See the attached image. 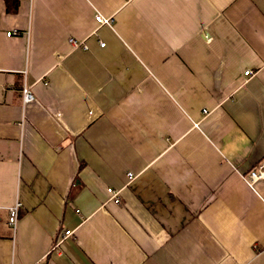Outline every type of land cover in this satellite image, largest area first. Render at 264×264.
I'll return each instance as SVG.
<instances>
[{
	"label": "crops",
	"instance_id": "obj_1",
	"mask_svg": "<svg viewBox=\"0 0 264 264\" xmlns=\"http://www.w3.org/2000/svg\"><path fill=\"white\" fill-rule=\"evenodd\" d=\"M6 1L0 264H264V0Z\"/></svg>",
	"mask_w": 264,
	"mask_h": 264
},
{
	"label": "built area",
	"instance_id": "obj_2",
	"mask_svg": "<svg viewBox=\"0 0 264 264\" xmlns=\"http://www.w3.org/2000/svg\"><path fill=\"white\" fill-rule=\"evenodd\" d=\"M96 20L100 24H109L111 22L110 19H104L102 16H96ZM13 34H17L16 31L9 32L7 35L11 36ZM106 43L100 42V46L104 47ZM69 45L71 46L72 49H78V48H83V49H88L86 44L84 42H79L73 38L69 39ZM254 75V71L252 69H248L245 71L244 76H252ZM23 94V99L25 103H29L30 101L33 100V96L31 93V88L29 86H25L22 90ZM129 179H133V176L130 174ZM245 181L251 186H255V184L259 181L264 182V165L260 166L258 170H253L250 171L246 176H245ZM107 192L110 194V197L112 200H114L115 203H119V192L115 191L112 188H108ZM21 208V203L19 201H16L15 205L12 206L9 209V224L12 227H16L17 222H18V217H19V210ZM79 212V211H77ZM72 235V231H65L62 237L57 240V242L54 244L52 247L51 253H57L60 252V244L63 239L67 238L68 236ZM38 264H44V262H39Z\"/></svg>",
	"mask_w": 264,
	"mask_h": 264
},
{
	"label": "trees",
	"instance_id": "obj_3",
	"mask_svg": "<svg viewBox=\"0 0 264 264\" xmlns=\"http://www.w3.org/2000/svg\"><path fill=\"white\" fill-rule=\"evenodd\" d=\"M6 4L9 12L16 11L18 9V3L16 0H7Z\"/></svg>",
	"mask_w": 264,
	"mask_h": 264
},
{
	"label": "rangeland",
	"instance_id": "obj_4",
	"mask_svg": "<svg viewBox=\"0 0 264 264\" xmlns=\"http://www.w3.org/2000/svg\"><path fill=\"white\" fill-rule=\"evenodd\" d=\"M258 169H259V168H258ZM258 169H257V170H258Z\"/></svg>",
	"mask_w": 264,
	"mask_h": 264
}]
</instances>
